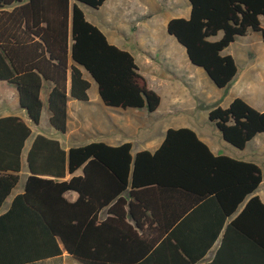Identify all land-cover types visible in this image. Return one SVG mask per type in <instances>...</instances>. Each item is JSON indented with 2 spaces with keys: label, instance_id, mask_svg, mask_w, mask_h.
I'll use <instances>...</instances> for the list:
<instances>
[{
  "label": "trees",
  "instance_id": "trees-1",
  "mask_svg": "<svg viewBox=\"0 0 264 264\" xmlns=\"http://www.w3.org/2000/svg\"><path fill=\"white\" fill-rule=\"evenodd\" d=\"M105 1L0 0V80L17 88L33 124L40 123L48 86L50 123L66 132L69 99L89 100L86 73L107 106L159 108L161 96L148 86L134 55L111 43L81 6L98 8ZM189 1L190 17L172 18L168 32L224 88L238 73L235 58L224 50L251 31L264 39V0ZM209 119L241 149L264 132V111L242 97L212 108ZM31 134L20 116L0 117V264H30L64 251L82 264H197L218 241L213 258L201 264H264V201L255 194L263 172L257 163L215 155L189 127L169 128L156 151L136 155L131 142L93 141L66 150L58 139L38 134L27 153L25 192L1 212L19 180ZM68 173L69 180H58ZM129 187L138 199L152 192L147 226L134 207L137 225L126 221L123 193ZM69 190L78 193L75 201L65 197ZM158 203L182 204L170 207L176 225H153L162 217ZM107 206L115 217L99 218Z\"/></svg>",
  "mask_w": 264,
  "mask_h": 264
},
{
  "label": "crops",
  "instance_id": "crops-1",
  "mask_svg": "<svg viewBox=\"0 0 264 264\" xmlns=\"http://www.w3.org/2000/svg\"><path fill=\"white\" fill-rule=\"evenodd\" d=\"M15 5H19L16 3ZM85 14V6L81 5ZM14 6L8 7L11 10ZM89 7V6H88ZM176 9L175 12L171 13L170 10ZM100 10H105L106 14L104 21L99 20L97 25L108 37L109 41L121 48L129 50L135 57L137 65L139 67L140 73L145 77L148 86L156 90L161 96V104H166V111L169 114L179 116L187 112H193V107H187L184 101L192 100V96L197 92H186V87L196 89L198 84L196 82L197 78V68L194 65L187 53L185 48L176 40V38L169 34L167 26L168 22L172 18L183 17L189 18L191 14V3L189 0H106L100 7L95 8ZM105 13V12H104ZM264 27V22H263ZM127 29H131L133 33L137 36L132 41L126 35ZM117 38V36H121ZM163 35V39H158L159 36ZM221 35V34H220ZM219 35V37H220ZM142 36H146L148 39V44L142 40ZM159 52L160 55H155L154 53ZM264 39L260 32L251 31L244 36H239L234 42H232L224 53L231 54L238 65V73L231 81L229 85L233 87H240L242 84H247L246 88H241L240 90L228 103L227 106L236 98L242 97L252 106L260 111H264V78H262V73L252 78L253 68L257 66L258 62L264 60ZM264 62V61H263ZM194 67V69H193ZM202 68V67H201ZM196 69V70H195ZM196 71V72H195ZM250 74V75H249ZM87 76V73L85 74ZM208 75V74H207ZM250 76V77H249ZM227 85L226 87H228ZM92 86V82H91ZM48 86H45V88ZM44 88V89H45ZM49 89V88H48ZM186 89V90H185ZM225 89V88H224ZM49 91V90H48ZM188 91V90H187ZM195 91V90H194ZM48 93L45 95L44 90L42 91L41 97L44 96L43 102L44 106H48ZM99 94V92H98ZM71 99L68 101V128L66 132H62L64 139H58L63 148L66 150L73 146L83 145L89 142L97 141L105 142L112 146L120 145L124 142L132 143V154L136 155L139 151L149 150L151 152L156 151L162 144L165 134L169 128H181V127H169L167 129L162 128L158 130L153 126L152 114L147 109H134V108H118L111 107L104 104L100 95L98 97V105L101 107L105 114L104 127H99L97 129L91 120L87 123L82 120L78 113L71 108ZM89 100L86 102H90ZM78 100V99H76ZM81 101V100H79ZM160 104V105H161ZM43 106V108H44ZM160 107V106H159ZM49 109V108H48ZM108 111H113L117 113L116 120H114ZM43 112V111H42ZM8 115H17L23 118L32 128V134L25 143L21 158V170L17 172L19 174V180L16 186L11 191L10 195L4 201L1 212L8 210L11 206L13 199L25 192L28 177L31 175V170L27 162V153L31 147V144L38 134H43L40 131V123L35 125L32 123L31 119L28 117L26 110L20 106L19 103V93L17 88L8 83L7 81L0 80V117ZM42 117V116H41ZM106 118L108 120H106ZM49 121H50V111H49ZM210 121V119H209ZM41 122V120H40ZM214 128L212 130L218 131L221 137L223 135L217 126L210 121ZM51 124V123H50ZM94 127V131L98 134V137H92L85 139L83 138L84 133L81 135L80 141L76 137L71 138L74 130L85 129L88 130ZM191 128V127H189ZM134 129V132H133ZM196 131L201 140H203L212 150L215 155H222L219 147L214 144L213 140L206 134H202L199 130L191 128ZM34 130L36 132L34 133ZM119 135H123L120 139ZM46 135V134H43ZM264 132L256 135L251 141L247 143L244 148H237L231 143L227 142V147H232L235 149L234 153L227 152L228 156L239 160H247L257 163L261 169L264 166ZM48 136V135H46ZM52 137V136H48ZM54 138V137H52ZM57 139V138H55ZM77 142H83L77 144ZM253 145V147H251ZM251 147V148H250ZM260 162V163H259ZM263 172V169H262ZM82 170L79 169L74 174H81ZM42 178H53L47 174H40ZM73 174L68 173L65 177L59 178L58 180H69ZM264 180V174H263ZM263 180L258 187L255 194L259 195L261 199V194L259 193V188L263 184ZM40 193H45L44 190H39ZM261 193H264V189ZM142 199H138L130 194V187L123 193L126 199V204L124 209L127 212L126 221L131 225L136 226L137 221L134 219L135 215L132 210L134 207V212L136 216L141 217L140 221L147 226L150 220H146V216L152 219V204L149 200H152V192L146 191L142 192ZM65 197L70 201H75L78 198V193L73 190H69L65 193ZM148 200V201H147ZM246 201L243 202L237 209L234 215H232L229 220L236 217L244 208ZM114 202L109 205L113 206ZM109 206L103 208L99 213V218L106 219L109 216L115 217L114 213H109ZM154 208L161 214V218L156 220L153 225H176L177 223H172L173 217L170 215L172 211L171 206L176 210L181 209L182 204L171 205L158 203L154 204ZM174 209V210H175ZM163 212L166 214L163 216ZM173 214V212H172ZM219 246V241L213 246V248L206 254L205 259L202 262L209 261L213 258L216 249ZM197 263V264H201ZM30 264H82L77 261L71 254L64 251L62 254L53 256L47 259H42Z\"/></svg>",
  "mask_w": 264,
  "mask_h": 264
},
{
  "label": "rangeland",
  "instance_id": "rangeland-1",
  "mask_svg": "<svg viewBox=\"0 0 264 264\" xmlns=\"http://www.w3.org/2000/svg\"><path fill=\"white\" fill-rule=\"evenodd\" d=\"M86 10V14L88 19H90L92 22L96 23L99 22V20L104 21V17L106 14L105 10H100L85 6L84 7ZM177 9V8H176ZM176 9L170 10L171 13L175 12ZM105 12V13H104ZM100 23V22H99ZM126 35L129 37V40L132 41L134 38H137V36L133 33L131 29H127ZM121 36H117V38H121ZM143 42L145 43L144 45L148 44V39L146 36L141 37ZM163 35L159 36L158 39H163ZM227 50V48H226ZM155 55H160L159 52L154 53ZM264 54V52L262 53ZM264 61V60H263ZM258 62L257 66H254L253 68V73H252V78L258 75V72H261L262 78H264V62ZM194 69V67H193ZM196 70V69H195ZM199 70L197 72V78L196 82L198 84L197 88L192 90L189 87H186V92L192 93V92H197L195 95L192 96V100L184 101L185 106L187 107H193L194 111L193 112H187L185 114L175 116L172 114H169L168 111H166V104L163 103L160 105L158 110L152 114V119H153V126L158 130H161L162 128H169V127H191L199 130L202 134H206L209 136L214 144H216L221 153L227 154V152L234 153L235 149L232 147H227V142L224 141V139L221 137L220 133L216 130H212L214 128L213 124L209 121V111L217 106H222L226 107L230 100L240 91L242 90L241 88H246L247 84H242L241 88L240 87H233L229 85L228 87L220 88L214 84V82L210 79V77L207 75L206 71L199 67ZM196 72V71H195ZM250 75V74H249ZM87 77L91 80L92 86L89 89V95H90V102L86 101H79L76 99H71V108L74 109L78 115L82 118L84 122H88L91 120L93 125L99 129V127H104L105 123V114L101 107L98 105V86L97 83L87 74ZM250 77V76H249ZM48 88L46 87L44 89V94L46 95L48 92ZM195 90V91H194ZM192 91V92H191ZM44 99V96L42 97ZM108 114L116 120L115 117H117V113L113 111H108ZM106 120H108L106 118ZM40 131L43 132V134H46L48 136H52L57 139H64V135L62 132L56 130L49 121V109L47 104H45L42 112V117H41V122H40ZM36 130H34V133ZM134 132V129H133ZM84 133V136L81 135ZM76 137L78 141H80V138H85L88 139L90 138L89 136L92 137H98V134L94 131V127L85 130V129H80L79 130H74V133L71 135V138ZM117 136L121 137L123 135L117 134ZM263 138L261 140L264 141V135H262ZM82 138V139H83ZM96 139L95 141H97ZM83 142H77V144H81ZM253 147V145L251 146ZM250 147V148H251ZM260 163V162H259ZM263 169V174H264V166H262ZM264 189V180L263 184L259 188V193L261 194L262 198L264 199V193H261L262 190Z\"/></svg>",
  "mask_w": 264,
  "mask_h": 264
}]
</instances>
